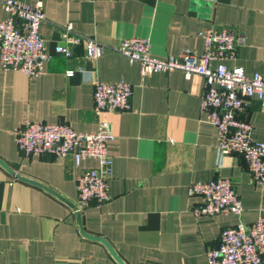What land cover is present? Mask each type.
<instances>
[{
    "label": "crops",
    "instance_id": "obj_1",
    "mask_svg": "<svg viewBox=\"0 0 264 264\" xmlns=\"http://www.w3.org/2000/svg\"><path fill=\"white\" fill-rule=\"evenodd\" d=\"M42 3L40 30L50 54L43 73L31 77L0 64V264H121L105 242L86 233L105 238L126 264H207V250L218 245L224 227L264 216V184L254 182L241 154L219 149L217 128L201 110L204 77L187 78L179 69L142 75L139 62L111 48L93 59L79 36L109 45L148 36L153 53L166 56L187 47L201 51L199 30L226 25L246 35L229 65L264 74V0ZM5 15L0 2V19ZM68 22L71 41L63 37ZM62 44L70 56L59 50ZM122 78L133 84L131 108L97 112L95 81ZM240 117L264 140V97H251ZM26 119L66 121L86 131L108 120L115 134L112 198L77 213L76 175L98 160L77 165L73 155L24 153L13 129ZM220 176L234 180L242 212L196 215L200 198L188 193L189 183Z\"/></svg>",
    "mask_w": 264,
    "mask_h": 264
},
{
    "label": "built area",
    "instance_id": "obj_2",
    "mask_svg": "<svg viewBox=\"0 0 264 264\" xmlns=\"http://www.w3.org/2000/svg\"><path fill=\"white\" fill-rule=\"evenodd\" d=\"M6 15L0 19V64L4 69L22 70L31 77L43 73L50 58L46 38L40 30L46 20L42 0L27 3L23 0H0ZM63 37L73 40L71 22L62 25ZM204 40L201 51L187 47L178 53L159 56L152 51L148 36H129L118 44L109 45L96 37L80 34L87 46V56L96 59L111 48L131 61L140 64L142 75L153 72L182 70L188 78L194 73L204 77L201 110L218 132V147L223 153L236 152L247 161L252 179L264 184V140L254 136V124L240 117L251 97H264V74L247 73L241 64L229 65L237 58V48L245 44V32L230 26H210L199 30ZM59 50L70 56L71 48L62 44ZM67 74L73 75L70 68ZM133 84L126 79L96 80L94 109L123 110L132 106ZM16 142L26 154L50 153L73 155L77 165L87 157L98 160L95 167H85L76 175L77 202L75 211L87 206L101 207L112 198L109 174L113 157L109 142L115 134L108 120L100 121L96 131L79 130L66 121H36L26 119L13 129ZM190 195L200 201L193 210L196 215L218 212L240 214L243 210L234 180L220 176L195 180L188 185ZM207 264H264V216L252 223L239 221L224 227L218 245L207 250Z\"/></svg>",
    "mask_w": 264,
    "mask_h": 264
},
{
    "label": "water",
    "instance_id": "obj_3",
    "mask_svg": "<svg viewBox=\"0 0 264 264\" xmlns=\"http://www.w3.org/2000/svg\"><path fill=\"white\" fill-rule=\"evenodd\" d=\"M86 233V232H84ZM86 235L92 237V238H95V239H99V240H102L103 242H105L107 244V246L109 247V249L111 250L112 254L119 260V262L121 264H126L120 257L119 255L115 252V250L113 249V247L111 246V244L103 237H100V236H95V235H91V234H87Z\"/></svg>",
    "mask_w": 264,
    "mask_h": 264
}]
</instances>
